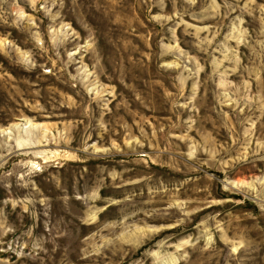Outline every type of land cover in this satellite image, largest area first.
<instances>
[{
	"label": "rangeland",
	"instance_id": "obj_1",
	"mask_svg": "<svg viewBox=\"0 0 264 264\" xmlns=\"http://www.w3.org/2000/svg\"><path fill=\"white\" fill-rule=\"evenodd\" d=\"M0 264H264V0H0Z\"/></svg>",
	"mask_w": 264,
	"mask_h": 264
}]
</instances>
